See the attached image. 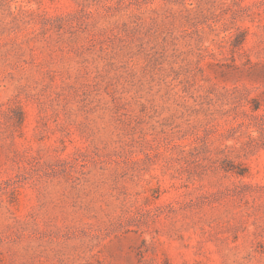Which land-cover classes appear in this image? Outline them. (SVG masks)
Returning a JSON list of instances; mask_svg holds the SVG:
<instances>
[{
    "label": "rangeland",
    "instance_id": "obj_1",
    "mask_svg": "<svg viewBox=\"0 0 264 264\" xmlns=\"http://www.w3.org/2000/svg\"><path fill=\"white\" fill-rule=\"evenodd\" d=\"M0 264H264V0H0Z\"/></svg>",
    "mask_w": 264,
    "mask_h": 264
}]
</instances>
